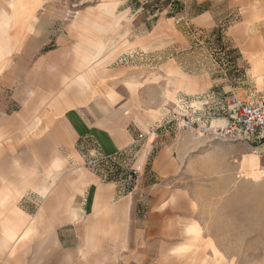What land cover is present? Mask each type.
<instances>
[{"label":"crops","instance_id":"0c3cea01","mask_svg":"<svg viewBox=\"0 0 264 264\" xmlns=\"http://www.w3.org/2000/svg\"><path fill=\"white\" fill-rule=\"evenodd\" d=\"M178 1L152 18L132 0H0V264L214 261L200 215L215 184L264 173L262 148L170 120L181 99L264 97V0ZM225 21L235 57L215 62L196 40Z\"/></svg>","mask_w":264,"mask_h":264},{"label":"rangeland","instance_id":"374dc122","mask_svg":"<svg viewBox=\"0 0 264 264\" xmlns=\"http://www.w3.org/2000/svg\"><path fill=\"white\" fill-rule=\"evenodd\" d=\"M132 3L137 5L136 13H145L152 18L163 13L175 16L179 8L178 0H132ZM252 8L254 15L256 10L258 16H253V22L249 25L255 26L254 19L257 20L256 25L263 19L264 7ZM249 9L251 6L242 8V11L249 14ZM74 14L70 13L69 17ZM228 26L225 21L208 36L200 33L196 40L215 62H220L223 56L226 60V53L230 51L229 58L233 61L235 57L234 50L224 44ZM251 154L254 167L258 158L254 153ZM243 174V179L230 183L229 189L223 188L222 184H215L218 187L214 190L215 194H209L208 205L204 206L200 215L202 225L199 230L204 237L209 238L217 257L214 256V261L209 263L200 260L199 264H264V173L251 171Z\"/></svg>","mask_w":264,"mask_h":264},{"label":"built area","instance_id":"2783aa9c","mask_svg":"<svg viewBox=\"0 0 264 264\" xmlns=\"http://www.w3.org/2000/svg\"><path fill=\"white\" fill-rule=\"evenodd\" d=\"M191 102L181 99L175 104L170 123L181 131H190L212 141L247 143L264 158V97L255 100L250 96L241 99L230 95L215 104ZM142 137V136H141ZM129 181L138 178V171L131 169L125 174Z\"/></svg>","mask_w":264,"mask_h":264},{"label":"bare ground","instance_id":"6f19581e","mask_svg":"<svg viewBox=\"0 0 264 264\" xmlns=\"http://www.w3.org/2000/svg\"><path fill=\"white\" fill-rule=\"evenodd\" d=\"M255 154V153H254ZM256 155V154H255ZM256 157L258 158V156L256 155Z\"/></svg>","mask_w":264,"mask_h":264}]
</instances>
